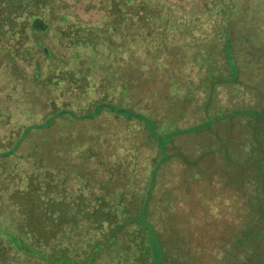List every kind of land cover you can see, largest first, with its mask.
<instances>
[{
    "label": "rangeland",
    "instance_id": "rangeland-1",
    "mask_svg": "<svg viewBox=\"0 0 264 264\" xmlns=\"http://www.w3.org/2000/svg\"><path fill=\"white\" fill-rule=\"evenodd\" d=\"M50 4L47 32L0 49V152L13 150L0 154V239L41 252L10 251L12 264H60L65 247L151 264L154 235L162 264L242 263L246 204L264 203V0ZM101 103L155 129L108 107L82 117Z\"/></svg>",
    "mask_w": 264,
    "mask_h": 264
},
{
    "label": "trees",
    "instance_id": "trees-1",
    "mask_svg": "<svg viewBox=\"0 0 264 264\" xmlns=\"http://www.w3.org/2000/svg\"><path fill=\"white\" fill-rule=\"evenodd\" d=\"M115 0H108L109 3L114 2ZM118 1V0H116ZM127 3L134 0H125ZM47 7H52L50 4V0H0V49L9 50L12 49V52L16 53L17 46L4 45L1 43L7 42L10 40V43L22 37L23 33L28 35L27 29L31 28L33 30H41L47 32L50 28V24L48 20L44 16V11H47ZM20 26V27H18ZM77 26V25H76ZM75 26V27H76ZM27 27V28H26ZM74 27V28H75ZM228 32V31H227ZM227 32H224L226 34ZM20 35V36H19ZM225 36V35H224ZM227 39L226 43L229 45L230 50L233 49L232 44V35L227 33L225 36ZM9 44V42H7ZM225 43V46H226ZM45 51L49 53V49L45 48ZM14 53V54H15ZM18 57L20 55H17ZM232 62L230 63V78H234L238 74V66L235 58H231ZM230 61V60H229ZM124 84V83H123ZM126 84V83H125ZM124 87L123 91L125 94H130L132 96H136L135 91L132 92L131 86L133 84ZM130 86V87H129ZM123 93V95H124ZM106 107H108L111 111H114L118 114H123L126 116H134L139 118L140 120H146L147 124L151 126V129H155L154 125L148 119L146 115L142 112H136L135 110L123 107L114 103H101L94 110L89 111V113L85 114L82 117H93L101 113ZM66 110H62L60 113H64ZM208 122H213L211 119ZM197 128L199 126H196ZM29 129V128H28ZM13 150H9L4 153V155H11ZM259 163H262L259 167L256 165V169L264 168V155L257 159ZM256 163V161L254 162ZM246 165H243L242 168H245ZM256 176L259 178L264 177V169L262 171L255 170ZM238 175V173H236ZM239 176V175H238ZM263 200L258 199L257 201H250L246 204L247 216L245 217L244 225L241 227V231L239 232L238 238H235L233 241H238L235 245H232V248L235 252V247L238 243L242 246L241 243H244L243 249L245 251V257L243 258V262L240 264H264V203ZM148 214L147 203L144 207V211L142 212V221H144L145 217ZM149 226L150 231L154 232L155 227L152 224H147ZM244 227V228H243ZM64 230V229H62ZM58 234V233H57ZM56 234V236H57ZM58 237V236H57ZM4 241L6 244V248L4 251L0 250V261L1 264H12V259L10 258V253L13 251L17 252H25L27 254H41V252L35 250L33 247L27 245L23 238L16 234H10L8 236V240H4V238L0 242ZM103 241V240H102ZM107 241L99 242L95 249L104 248ZM155 242V243H154ZM152 243L160 246L159 249H153L155 257L151 264H162V258L165 259L167 257V253L161 242L158 241L156 236L152 238ZM63 244V243H61ZM66 250H62L58 255H55V259L60 262V264H90L91 259L93 258V254L89 256L86 260L81 261L77 259L75 256H72L69 253V249L65 247ZM11 251V252H10ZM79 250L78 252H80ZM232 253V252H231ZM230 253V254H231ZM161 262V263H160ZM168 261H165L167 264Z\"/></svg>",
    "mask_w": 264,
    "mask_h": 264
},
{
    "label": "crops",
    "instance_id": "crops-1",
    "mask_svg": "<svg viewBox=\"0 0 264 264\" xmlns=\"http://www.w3.org/2000/svg\"><path fill=\"white\" fill-rule=\"evenodd\" d=\"M78 47H80V46H78ZM3 50H4V49H3ZM4 51H5V50H4ZM6 51H8V50H6ZM77 73H80V70H78ZM122 91H123V90H122ZM126 95H130V94L128 93V94H126ZM128 108H130V107H128ZM131 109H132V108H131ZM66 112H67V111H66ZM66 112H64L63 115H65ZM112 112H114V111H112ZM114 113H116V112H114ZM116 114L119 115V116H126V115H123V114H118V113H116ZM126 117L136 118V117H134V116H126ZM137 119H139V118H137ZM5 152H7V151L0 152V154H4Z\"/></svg>",
    "mask_w": 264,
    "mask_h": 264
}]
</instances>
